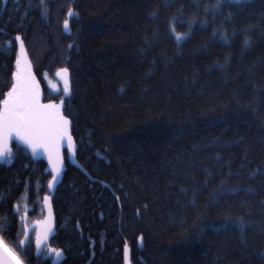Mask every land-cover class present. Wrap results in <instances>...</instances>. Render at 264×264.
Instances as JSON below:
<instances>
[{
  "label": "trees",
  "instance_id": "1",
  "mask_svg": "<svg viewBox=\"0 0 264 264\" xmlns=\"http://www.w3.org/2000/svg\"><path fill=\"white\" fill-rule=\"evenodd\" d=\"M18 36L88 177L65 153L37 254L26 228L52 175L15 144L0 164L5 248L23 264H125L127 246L131 264H264V0H0V112ZM62 69L63 98L46 84Z\"/></svg>",
  "mask_w": 264,
  "mask_h": 264
},
{
  "label": "water",
  "instance_id": "2",
  "mask_svg": "<svg viewBox=\"0 0 264 264\" xmlns=\"http://www.w3.org/2000/svg\"><path fill=\"white\" fill-rule=\"evenodd\" d=\"M6 4V0H5ZM19 54V72L14 78V85L11 90L10 96L6 99L8 104L20 103L22 107L21 112L28 115H54L62 116L67 119L64 115L65 103L62 100L59 103L55 101H45V94L41 89V84L34 73L33 66L28 57L26 47L23 43L22 37L18 36L16 39ZM70 72L68 70H60L57 73V79L61 84L68 90V95L71 94V82H70ZM20 98L17 101V98ZM5 100V101H6ZM6 105L5 102L2 105L0 112V164L5 162V156L10 149L11 136L15 131H10L5 126L6 120ZM69 120V119H67ZM70 121V120H69ZM70 134L72 136V147H69L67 135L64 140L59 143L57 147H54L51 153L41 145L39 135H34L31 138V142L28 139L22 138L21 143L24 149H26L32 156L33 159L43 160L47 166L48 171L52 175V179L49 184L50 195L44 199V210H45V220L43 223L44 229H39L37 233V240L39 243L44 244L49 241L55 235V218L52 207V197L55 194L56 189L61 185L66 171V160L65 153L67 154L68 163L80 170L83 174L88 177L86 171L77 161V150L78 146L73 137L72 133V123L70 121ZM35 145V147H34ZM5 246L0 242V264H8L9 257L5 251ZM125 264H131V252L128 246L125 249ZM60 254H57L56 261L59 259Z\"/></svg>",
  "mask_w": 264,
  "mask_h": 264
},
{
  "label": "snow or ice",
  "instance_id": "3",
  "mask_svg": "<svg viewBox=\"0 0 264 264\" xmlns=\"http://www.w3.org/2000/svg\"><path fill=\"white\" fill-rule=\"evenodd\" d=\"M233 3H240V0H231ZM174 31V30H173ZM177 41L181 37H176ZM225 42L226 38H225ZM11 93H9L10 96ZM11 97V96H10ZM19 97L17 101H19ZM9 101H5L6 107V120L5 126L10 131H16L22 138H26L31 142V138L34 135H39L40 143L50 153L54 147H57L61 141L64 140L67 135L69 147H72V136L70 134V121L62 116L54 115H28L20 111L22 105L18 102L8 104ZM35 147V145H34ZM234 192L235 190H229ZM243 231L244 225H240ZM39 243V241L37 242ZM9 257L8 264H23V260L11 249H5Z\"/></svg>",
  "mask_w": 264,
  "mask_h": 264
},
{
  "label": "flooded vegetation",
  "instance_id": "4",
  "mask_svg": "<svg viewBox=\"0 0 264 264\" xmlns=\"http://www.w3.org/2000/svg\"><path fill=\"white\" fill-rule=\"evenodd\" d=\"M45 101L46 102H49V101L46 100V98H45ZM61 101H62V99L61 100H56L55 102L56 103H59ZM11 140H12L11 141V145H10L11 147H10L9 151L7 152V154L12 150V148H13V146L15 144L20 145V143H21V135H18L17 132L15 131L14 134L12 133ZM7 154H6V156H7ZM25 218H27V216H25ZM44 220H45V213H44V216H43V218L41 220L36 221V222H33V223L32 222L31 223L29 222V224L27 226L28 228H26V237L28 239L31 238L33 240L34 249H35V252L37 254H39L40 252L47 251L50 248L51 239L49 241H46V243H44V244L37 243L38 242V240H37V233H38V230L40 228L41 229H44L43 228ZM50 252L52 254H54V251H50Z\"/></svg>",
  "mask_w": 264,
  "mask_h": 264
},
{
  "label": "rangeland",
  "instance_id": "5",
  "mask_svg": "<svg viewBox=\"0 0 264 264\" xmlns=\"http://www.w3.org/2000/svg\"><path fill=\"white\" fill-rule=\"evenodd\" d=\"M46 80V84L52 94L56 96H61L62 98L66 97L67 90L64 86L61 85V82H59V80H52L48 78Z\"/></svg>",
  "mask_w": 264,
  "mask_h": 264
}]
</instances>
